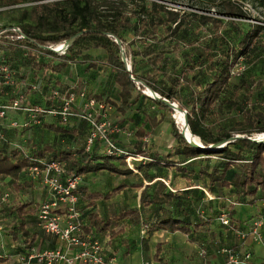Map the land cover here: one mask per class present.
Returning <instances> with one entry per match:
<instances>
[{
    "label": "trees",
    "instance_id": "obj_1",
    "mask_svg": "<svg viewBox=\"0 0 264 264\" xmlns=\"http://www.w3.org/2000/svg\"><path fill=\"white\" fill-rule=\"evenodd\" d=\"M19 1L32 4L20 12L17 27L19 34L2 33L7 27H0V50L26 51L28 64L34 72L33 81H24L8 59L0 62V66L6 64L13 73L15 71V85H5L0 75V104H7L22 95L25 99L22 106L31 109L27 113L14 111L23 115L22 121L16 118L8 120V115L12 112L9 111L5 124L0 129V179L8 178L7 185L15 194L30 189L32 184H35L27 175L30 167L41 169L42 163L58 162L69 175L79 178V184L74 191L78 199L81 177L86 174L104 171L130 177L140 172L146 182H152L154 177L149 174L151 169L173 168L186 179H189V173L198 171L194 180L198 182L206 178V190L217 198L226 195L230 208L235 204L254 206L257 202L264 201V142L256 141L257 135H264V112L254 108L246 109L226 130L214 131L208 123L216 105L223 102L222 95L233 78L231 72L238 60H251L255 56L254 44L264 32V25L247 22L249 16L244 11L241 0H222L219 11L215 12L216 17L196 15L194 12L164 5L160 0ZM253 3L264 15V0H253ZM191 18H197L199 24L204 25L211 36L201 46L198 45L197 33L189 28L188 21ZM19 35L22 38H19ZM73 37L75 39L67 53L64 56L54 54L53 61L36 56L32 51L37 46L57 45ZM87 49L102 50L105 65L112 73L118 88L115 101L100 94L86 92L88 99L110 106L112 112L109 116L113 113L123 116L128 110L133 112L134 116L130 117L128 122L131 127L124 124V119L118 127L121 132L131 134L129 141H126L128 144H119V147L126 149L130 155L145 158L144 162H135L132 169L127 167L124 156L106 154L97 143L89 150L86 149L89 125L83 119L72 117L63 122L58 115L39 114L34 110L38 107L45 111L55 108L54 102L50 100L54 89L64 91L73 87H64L56 80L55 74L66 68L68 63H73L76 57L82 56L83 51ZM122 56L130 66V73L126 71ZM47 71H50V75H46ZM32 85H36L35 90H31ZM146 89L154 92L160 99L176 103L185 112L188 130L198 138L201 148L189 145L171 120L170 130L175 144L161 154L155 151L150 153L147 137L159 126L161 119L157 120L147 114L143 101L149 100L164 110L169 108L160 100L144 94ZM33 96L35 98L30 99ZM30 114L40 120L39 125H29L23 129L8 126L10 121L22 124L23 121L29 120ZM180 115L184 123L181 112ZM146 125L150 128L149 132L145 130ZM180 128L186 140L194 144L188 133L181 126ZM6 130L13 131L9 137L14 138L28 134V139L32 142L24 143V139L11 141L6 135ZM63 137L70 138V146L63 147L56 143L57 139ZM79 139L82 146L78 144ZM143 139L145 140L142 141ZM73 143L76 146H73ZM190 160H198L205 165L196 169L195 164L198 161L187 163ZM149 188L151 187L146 186L141 191L140 203L143 205L182 202L183 198L168 191L161 181L154 184L152 192H148ZM119 190V187L114 188L106 195L86 193L84 189L82 192L85 198L93 202L100 198L107 199ZM7 191L10 192L11 198L12 192ZM10 200L0 208V221H11L4 229L13 238L17 239L19 236L21 240L20 253L16 255L18 258L35 247L38 235L26 228V219L31 218L37 226L40 204L23 202L15 206ZM77 208L80 213L82 237L89 236L98 240L94 233L108 230L111 221H100L94 215H89L90 221L86 225L82 221L78 204ZM232 214L233 211L228 209L220 216L227 219V225H217L216 221L192 223L170 216L146 223L138 221L139 214L133 210L124 211L118 219H135L130 222L140 224L143 231L141 245L146 244L145 237H150L158 231H178L190 235L189 240L196 241L198 251L195 259L192 257L189 260V264H227V254L224 250H231L239 259H244L246 254H249L248 262L256 264L258 260L254 249L246 243L247 238H250L248 234L251 225L257 220L262 222L264 217L259 215L251 221H233ZM202 227L207 234L199 237ZM223 229L229 237L221 238ZM197 231L200 234L195 235ZM216 232L219 239L215 237L214 241L210 242L209 239L214 237ZM162 247L163 245H158L156 248L154 264H169L164 259ZM129 249L127 248L128 251ZM214 253L218 257L221 255L223 261H207V256L210 257ZM6 261V256H0V264ZM259 262L264 264V261Z\"/></svg>",
    "mask_w": 264,
    "mask_h": 264
},
{
    "label": "crops",
    "instance_id": "obj_2",
    "mask_svg": "<svg viewBox=\"0 0 264 264\" xmlns=\"http://www.w3.org/2000/svg\"><path fill=\"white\" fill-rule=\"evenodd\" d=\"M70 65H72V63H68V66ZM46 75H50V71H47ZM60 82L64 87H68L70 85L72 86V81H68L67 83V81L62 80ZM76 88L83 90L80 86ZM32 98H35V96L30 97V99ZM42 98L44 100L45 94ZM143 104L145 105L147 114L155 117L156 119H158V117H156L155 114L152 115L151 110H156V113L158 115L162 114L164 111V109L154 105L149 100L143 101ZM118 117L123 119L124 115H120ZM11 118H16L19 121H22L23 115L19 112L12 111L8 115V120H10ZM128 122L129 121H126L127 124L125 125L131 127L130 123ZM146 126L148 127V125ZM146 126L145 130L147 131ZM148 130H150L149 127ZM11 132L13 131L6 130V135L11 141L18 142L19 140L24 139V143L30 144L32 142L28 139V134H23L21 138L19 136L14 138L9 137V134H11ZM26 137L28 140L26 139ZM119 139L122 140L121 137ZM144 140L145 139H143L142 141ZM151 144H153V146L148 147L150 153L155 151L161 154L168 150V147H159L153 142ZM193 161L197 160H190L187 163H191ZM197 172L198 171L194 170L193 172L189 173V179H186L185 176H183L181 173H178L173 168L162 170L151 169L149 171V174L153 175L154 177V180L152 182H146L140 172L130 177L113 175L104 171L83 175L81 177L82 180L79 185L80 198L78 199V206L82 212V221H84V224L87 225L90 221L89 215H94L97 220L100 221H111L108 230H106L105 232L94 233L95 237L103 246L104 259L110 264H139L138 262L134 261L136 258L140 259L141 256V259H144H142L143 261L141 262V264H148L149 262H152L150 264H154L153 256L155 253H152L151 245L155 246L158 243L165 245V252H171V255L169 257H166V255L162 252V254H164V259H166L169 264H189L188 262L190 259H192V257L193 260L195 259V255L198 251V248L195 245L196 241L190 242V235L188 236L178 231L174 233H170L167 231L154 232L150 237H145L146 244L141 245L143 231L141 230L140 224L137 225L130 222L135 221V219H118V216L126 210H133L138 212V221H145L146 223L160 221L163 217L166 216L179 219L180 221H190L192 223L198 221H220L222 212L228 209H231L233 211V214L231 215V219L233 221H251L252 219H256V217L259 215L264 217V201L257 202L254 206L235 204L232 206V208H230L228 205L230 201L227 198H217L215 195L209 193L206 190L204 186L207 184L206 178H203L202 181L198 182L194 180L195 176H197ZM108 176H112L113 178L111 183H109L107 179ZM97 178H104V181L103 183H96V185H101V187L95 188V181ZM8 181V178L0 179V186L3 187L4 184L8 183ZM158 181L163 182L166 185L168 191L180 195V198H183L182 202H172L167 205L141 204V191L144 189V187L150 186L151 188L148 189V192H152L151 190L154 187V184ZM36 186L40 187L39 184H37ZM138 186L141 187L137 188ZM117 187H119L120 190L110 195L107 199L100 198L93 202L85 198V194L82 192V190L84 189L86 193L95 192L100 195H106L108 193H111V191ZM41 191V194H43V196L47 194V191L45 189L41 188ZM0 193L2 194L3 191L0 190ZM46 197H48V194ZM219 199H224L226 203L221 205L220 203H218ZM10 223L11 221L7 220L0 221V256H6L8 259V261L1 264H16V255L17 253H20L19 247L21 240L19 239V236H17V239L13 238L8 234L7 230L4 229L5 225ZM26 228L30 232L37 233L38 235L35 242L36 249L48 250L54 249L58 246L59 242L56 240V238L51 234L41 232V230L36 226L35 221H33L31 218L26 219ZM203 230L204 227H202L201 234L197 231L195 235L200 234L199 237L206 236L207 233H204ZM199 231H201V229ZM226 234L227 231H222L221 238L229 237ZM215 237L219 239L217 232L214 234V237H211L209 239V241L213 242ZM228 242L233 243V241ZM237 243L238 239L236 240V244ZM246 244H248L250 247H253L255 256L257 260H259L258 258L260 257L255 250L257 249L258 252L259 243L251 242V239L247 238ZM127 248H130L129 251L127 250ZM210 257L214 260L217 259L218 262L223 261V257L221 255L220 257L216 256V253L212 254Z\"/></svg>",
    "mask_w": 264,
    "mask_h": 264
},
{
    "label": "rangeland",
    "instance_id": "obj_3",
    "mask_svg": "<svg viewBox=\"0 0 264 264\" xmlns=\"http://www.w3.org/2000/svg\"><path fill=\"white\" fill-rule=\"evenodd\" d=\"M221 1L222 0H160V3L187 12H194L196 15L204 14L216 17L215 12L219 11V5ZM241 5L243 6L244 11H246L247 15L249 16L248 21H251L252 23L258 25H264L263 12L256 8L255 4L253 3V0H241ZM31 6L32 4L22 3L19 0H0V27H7L2 33H16L18 31L17 27L20 12L23 9H27ZM188 24L190 25L189 28H191L192 30L194 29V32L197 33L196 35L199 37L198 45L201 46L205 41L210 39L211 36L208 35L209 31L206 30L204 25L199 24L197 18H191L188 21ZM128 39H130V36H128ZM254 45L256 47L255 56H253L251 60H246L244 58H240L238 60V63L233 69L235 75L231 79L229 85L227 86L222 95L221 101L223 102L216 105L214 114L209 119L208 123L214 131L217 129H228L235 120L240 118L241 112L246 109L254 108L256 110L264 112V32L256 40ZM4 59H8V61L12 63L13 69L16 72L18 71V74L21 79H24V81H33L34 72L31 71V67L28 64V57L26 56V51H22L21 49L17 50L16 52H5L0 50V62ZM72 62V65L67 66L62 71H60V73L55 75L56 80L67 81V83L68 81H72V85L75 88L80 86L81 89H83L87 93L90 92L100 94L103 97L110 98L111 100H117L118 88L113 81L112 73L110 72L109 68L105 65V56L102 50H84L83 55L76 57L75 60ZM175 113L174 110L167 109L164 110L162 114L158 115L156 113V110H151V114H155L156 117H158L157 120L161 119V124L147 137L150 144L149 147L153 146V144H151L152 142L158 145L159 147H168L167 149H169V147H172L175 144L174 138L171 135L170 121L173 120L180 134L182 132L180 126L174 119L175 115L180 117L179 111L176 110ZM118 116L120 115H118L117 113H113L109 116L108 131L112 134V136V128L120 127V123H123V119L125 120L124 124H127L126 121H129V118L133 117L134 115L133 112L127 111L123 119ZM146 129L149 132L147 126ZM108 131L106 129V132ZM120 135H114V138H122L123 135ZM263 137L264 135L256 136V138ZM78 142V144L82 146V142L80 139ZM117 142L120 145L128 144V142L125 141L124 137L123 140H117ZM56 143L63 147H68L71 145L70 138L65 137L57 139ZM56 143L54 144L56 145ZM73 146H76V144L73 143ZM204 165V162L198 161L195 164V168L199 169ZM107 179L109 183H111V181L113 180L112 176H108ZM103 181L104 178H97L95 181V188L101 187V185H96V183H103ZM37 184V182L35 183V185L32 184V187L30 189H26V191L24 190L19 194H15L11 189H9V186L7 184H4L3 187L0 186V190H2L3 192L10 190L12 192V197L10 198V201L15 206L18 205V203L23 202L32 203V205L35 203L38 205L41 202L47 200V194L43 196V194H41L42 187L36 186ZM224 193L228 194V192ZM218 203L222 205L226 202L224 199H219ZM216 224L220 225L221 223L220 221H216ZM259 232L261 235V243H259L258 252L257 249L255 250L260 258H258L259 260L256 264H260L259 261H264V221H262V224L259 228ZM158 245L162 244L158 243L155 246L151 245L153 254L156 253V248ZM165 250V245L163 244L162 252L166 255V257H169L171 255V252L168 253L165 252ZM102 255H104V250L102 251ZM207 257V261H210L211 263L218 262L217 259L214 260L211 259V257L209 256ZM142 259L140 256V259L136 258L134 262H138L139 264H141V262L144 260ZM150 263L152 262H149L148 264Z\"/></svg>",
    "mask_w": 264,
    "mask_h": 264
},
{
    "label": "built area",
    "instance_id": "obj_4",
    "mask_svg": "<svg viewBox=\"0 0 264 264\" xmlns=\"http://www.w3.org/2000/svg\"><path fill=\"white\" fill-rule=\"evenodd\" d=\"M251 24V21H248ZM19 34V30L16 32ZM19 38H22L19 35ZM72 43L64 41L57 45L37 46L32 51L36 56H42L48 60H54L57 56H64ZM234 76L235 72L232 70ZM0 75L5 85H15L14 73L8 65L0 66ZM36 85L31 86L35 90ZM18 93V91H16ZM147 94V91L144 92ZM55 108L45 111L42 107L34 109L36 113H46L58 115L63 122L75 117L83 119L89 125V134L86 140V149L89 150L95 143L99 145L101 151L115 156H124L128 168H133L135 162H144L145 158L140 155H130L126 149L120 148L114 135H123L125 141H129L131 134L121 132L118 127L108 131L109 114L112 112L110 106L105 103L88 99L84 90L69 87L64 91L54 89L51 96ZM25 99L19 96L7 104H0V129L6 121L9 111H21L27 113L30 108L22 106ZM80 107V108H78ZM31 113V112H30ZM29 120L18 123L10 121L9 127L15 129L27 128L29 125H39L40 120L35 115H28ZM106 129L108 132H106ZM111 135V136H110ZM0 139L2 134L0 132ZM28 177L37 182L40 187L47 191V200L39 205L37 212V227L46 234L53 235L59 242L54 249L38 250L35 247L29 252L18 257L16 264H110L104 260L102 255L103 246L98 241L89 236L82 237L80 225V213L77 208L78 198L74 194L79 184V178L69 175L58 162L42 163V168L30 167L27 171ZM10 200V192L5 191L0 194V208ZM220 223L227 225L225 217L220 218ZM262 222L254 221L250 227L248 236L254 243H261L259 228ZM243 238V236H241ZM227 254V264H250L249 254L244 259H239L231 250H224Z\"/></svg>",
    "mask_w": 264,
    "mask_h": 264
},
{
    "label": "water",
    "instance_id": "obj_5",
    "mask_svg": "<svg viewBox=\"0 0 264 264\" xmlns=\"http://www.w3.org/2000/svg\"><path fill=\"white\" fill-rule=\"evenodd\" d=\"M75 39V37L71 38L69 41V43H72L73 40ZM122 61L123 63L125 64V67H126V71L128 73H130V66L129 64L127 63L126 59L122 56ZM147 93H148V96L152 99H155V100H160L161 102H163L164 104H166L168 106L169 109H172V110H175L178 109L184 116V123L186 125V128L189 129L188 125H187V119H186V116H185V112L181 109V108H178L179 106L176 104V103H173V102H168L167 100H164V99H160L159 96H157L154 92L150 91L149 89H146ZM147 95V94H146ZM181 136L182 138L191 146H194V147H198V148H201L200 146V142L198 143V145H194L192 143H190L188 140H186V138L184 137L183 133L181 132ZM236 138H240L239 136H236ZM256 141L258 142H264V139H259L257 138Z\"/></svg>",
    "mask_w": 264,
    "mask_h": 264
},
{
    "label": "bare ground",
    "instance_id": "obj_6",
    "mask_svg": "<svg viewBox=\"0 0 264 264\" xmlns=\"http://www.w3.org/2000/svg\"><path fill=\"white\" fill-rule=\"evenodd\" d=\"M176 110H178V109L175 108L174 113L176 112ZM175 114H176V113H175ZM179 114H180V113H179ZM174 119L176 120L177 124H178L179 126H181L182 129H184L185 132L188 133V137L190 138V140H191L194 144L198 145V143H199L198 138H197V137H194V136L189 132V130L186 128V126H185L184 123H183L182 116L180 115V117H178V116L175 115V118H174ZM195 139H196V141H195ZM259 139L262 140V139H264V137H263V138H259Z\"/></svg>",
    "mask_w": 264,
    "mask_h": 264
}]
</instances>
